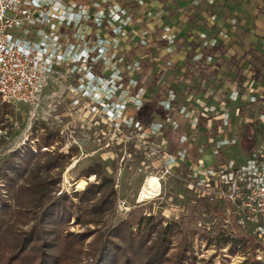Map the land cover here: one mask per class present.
Wrapping results in <instances>:
<instances>
[{
    "label": "rangeland",
    "instance_id": "1",
    "mask_svg": "<svg viewBox=\"0 0 264 264\" xmlns=\"http://www.w3.org/2000/svg\"><path fill=\"white\" fill-rule=\"evenodd\" d=\"M139 2L140 0H65L67 26H61L60 34L64 36L62 43L67 45V61L60 67L59 76L47 87L42 106L35 110L26 104L6 105L0 99V167L13 152L23 149L27 144L35 147L38 140L52 132L58 137V142L43 151L72 155L61 175L59 170L49 175L53 179L61 177L59 194L81 192L89 183H98L96 176L89 179L81 178L83 171L96 163H101L105 168V174L115 180L116 205L98 229L104 231L129 215L144 214L153 215L158 220L176 221L186 230L206 233L210 237H216L222 230L240 234L242 231L233 225L225 224L222 212L213 213L210 205L191 194L184 182L176 177L161 182L159 196L152 200L141 199L140 192L147 177L157 178L161 175L162 161L156 153L161 136L149 138L146 129L142 130V125L138 129L132 124L131 119L126 118L128 116L134 119V109L139 110L151 98L149 88L145 87L151 70L141 80V85L137 86L139 77L146 74L137 58L145 60L150 58L149 54L142 52L145 50L140 51L137 48L149 47V43L143 44L133 32L138 31L136 25L144 29V23L147 24L146 21L140 22L145 18L142 7L136 5ZM131 6H134L132 11ZM119 7L122 8L120 20L117 16L119 12L116 11ZM11 32L16 36L20 35L18 31ZM190 48L192 50V43ZM135 49L137 57L130 53L128 58L126 52H134ZM84 50L89 54L100 52V55L98 53L94 58V62L101 64L100 70L103 75L97 74L94 67L86 66L85 61H79L80 56L75 57V53L80 54ZM158 53H154L150 63L158 62L159 67H163L165 72L162 80L166 87H171L174 83L172 80H182L181 75L168 63L163 66L166 62L165 57L169 55L164 56V52ZM89 73L103 78L102 84L96 87L101 97H106L108 84L120 83L117 86L118 96L107 103L110 109H115L118 104L127 107L126 112H121L122 120L119 118L120 115L116 116L115 120L114 116H107L108 106L101 104L98 95L94 93L95 88L91 86L89 89L90 85H87V91L84 93L83 84L93 79ZM123 77L128 79L126 85L122 84ZM181 86L184 87V83ZM216 90L211 91V94ZM178 91L175 100L179 102L190 92L186 88L183 92ZM168 93L163 95L161 106ZM93 94L96 97H93ZM116 121L121 125L119 129ZM135 122L137 121L134 120ZM171 138L175 140L177 135L174 134ZM248 145L239 142L226 151V154L230 158L234 156L244 158L243 152ZM119 180L120 187L116 188ZM79 184H83V189H78ZM119 200L127 203L130 208L128 212L119 210ZM94 229L96 227L93 225L86 227L77 225L72 227L71 231L84 232ZM243 233L250 235L247 232ZM256 240L264 246V241ZM92 241L93 238H90L88 243ZM195 250L200 259L210 260L212 264H242L249 257V254L245 256L241 253L235 256L228 255L226 249H218L215 245L208 248L202 241H196ZM257 253V259L261 260L258 264H264L262 260L264 251L257 249ZM91 262L92 259L85 258L83 263Z\"/></svg>",
    "mask_w": 264,
    "mask_h": 264
},
{
    "label": "trees",
    "instance_id": "2",
    "mask_svg": "<svg viewBox=\"0 0 264 264\" xmlns=\"http://www.w3.org/2000/svg\"><path fill=\"white\" fill-rule=\"evenodd\" d=\"M136 5L139 6V3ZM133 7L131 6L132 9ZM160 43L167 45L163 40ZM137 48L145 50L142 52L150 56L147 60L137 58L146 73L139 77L137 86L141 85V80L151 70L145 85L151 93L150 101L139 110L134 109V120L142 125V130L165 119L166 111L160 102L169 90L174 91L176 96L178 90L183 92L185 88L194 89L200 94L208 91L196 88V82L188 85L185 80H172V86L166 87L162 80L165 72L163 67H159L158 62L150 63L154 53H158L154 43L149 44V47ZM194 50L192 47L185 63L189 67L194 62ZM135 52L136 49L134 52H126L127 57L130 53L137 57ZM98 53L96 51L91 54L87 64L94 67L97 74H103L101 64L94 62ZM202 54L201 60L196 63L197 72L204 73V78L217 75L221 62H225V48L218 45L208 47ZM209 57L214 61L216 69H213V65L205 64ZM228 62L234 67L235 77L232 81L242 86L245 77L243 70L239 68V62L236 57ZM250 65L255 73L254 79L262 80L264 59L254 58ZM194 76L189 77L194 79ZM127 80L123 77L122 84L126 85ZM182 83L184 87L181 86ZM216 97L214 95L212 98ZM174 104H179V101ZM243 131L241 142L249 144L246 149L249 154L252 152L255 130L245 128ZM173 135L172 132H167L166 137L171 140L172 149H175L179 145L172 140ZM57 142L58 137L49 132L37 141L35 147L27 144L23 149L13 152L0 167V264H84L85 258L92 259L90 264H212L210 260L198 257L196 241L205 242L208 248L215 245L218 249H226L231 256L249 254L242 264L261 262L257 259V249L264 251V246L257 242L255 236L243 232L235 234L233 231L222 230L216 237H210L206 233L186 230L176 221L158 220L153 215L144 214L129 215L104 231L98 229L116 205L115 180L105 174L101 163H96L86 168L81 178L96 176L98 183H89L81 192L59 194L61 177L53 179L49 175L58 170L61 175L72 155L43 151ZM78 189H83V184H79ZM210 209L213 213H220L216 207L210 206ZM77 225H93L96 229L71 231ZM90 238L93 241L88 243Z\"/></svg>",
    "mask_w": 264,
    "mask_h": 264
},
{
    "label": "built area",
    "instance_id": "3",
    "mask_svg": "<svg viewBox=\"0 0 264 264\" xmlns=\"http://www.w3.org/2000/svg\"><path fill=\"white\" fill-rule=\"evenodd\" d=\"M116 11L120 20L122 8ZM61 26H67L65 0H0V99L4 104H26L35 110L42 106L47 87L59 76L60 67L67 61ZM11 31H18L20 35ZM135 34L143 44L149 43L147 31L140 29ZM161 40L168 43L167 53H172L176 36L170 27L163 28ZM202 40L203 48L218 44L217 40L209 41L205 36ZM199 50L194 62L203 56ZM74 55L80 56L79 61H85L88 66L91 54L87 50ZM185 73L187 70L183 71ZM89 74L93 79L83 84L84 93L87 85L89 89L91 86L96 89L103 82L101 76ZM119 84H108L106 97H101L97 89L94 92L101 104L108 106L107 116H114V120L119 115L122 120V113L127 110L121 104L110 109L107 103L118 96ZM260 89L263 88H247L243 93L223 91L212 104L198 101L190 90L177 105L174 91L169 90L162 102L165 119L152 123L145 132L149 138L161 136L156 151L162 161L161 175L157 177L160 192L162 181L176 177L191 194L222 212L226 225L264 241V105ZM126 118L141 128L132 117ZM116 125L118 129L121 126L118 121ZM245 128L255 130L252 152H243L244 158H230L226 151L241 142ZM167 132L177 135L174 141L179 146L175 149L166 137ZM148 178L152 177H147L145 184ZM120 184L121 180L116 188ZM154 197L157 196L152 199ZM118 208L122 212L130 210L122 200Z\"/></svg>",
    "mask_w": 264,
    "mask_h": 264
},
{
    "label": "crops",
    "instance_id": "4",
    "mask_svg": "<svg viewBox=\"0 0 264 264\" xmlns=\"http://www.w3.org/2000/svg\"><path fill=\"white\" fill-rule=\"evenodd\" d=\"M139 5L145 18L140 22H147L143 28L148 33L149 44L154 43L158 52L172 57L170 59L166 56L163 66L170 63L173 69H178L177 72L188 85L196 82V88L208 90L200 94L192 89L198 101L212 104L216 101L212 97L223 91L238 90L243 93L247 88L255 90L261 87L263 89H260L259 93L263 97L261 104L264 105V78L255 80V73L250 65L254 58L264 59V0H140ZM135 27L136 30L142 29L137 25ZM164 27H170L176 36L172 53H167L168 43H160ZM202 36L209 41L217 40V45L225 48V62H221L217 75L209 78H204V73L197 72V61L192 62L191 67L185 64L191 53V43L195 48V56L199 49L200 53L205 49L202 47ZM234 57L245 77L242 86L232 81L235 77L234 67L228 61ZM205 64L211 66L214 61L211 59ZM212 67L216 69V65ZM184 70H187V73L183 74ZM190 75H195L194 79L190 78ZM214 89L217 90L211 94ZM219 90L221 91L218 93Z\"/></svg>",
    "mask_w": 264,
    "mask_h": 264
},
{
    "label": "bare ground",
    "instance_id": "5",
    "mask_svg": "<svg viewBox=\"0 0 264 264\" xmlns=\"http://www.w3.org/2000/svg\"><path fill=\"white\" fill-rule=\"evenodd\" d=\"M160 192V184L157 178H148L141 192V199H152L153 196H158Z\"/></svg>",
    "mask_w": 264,
    "mask_h": 264
}]
</instances>
